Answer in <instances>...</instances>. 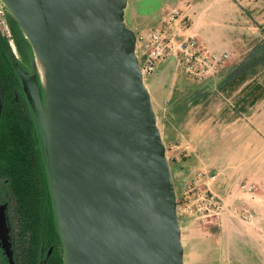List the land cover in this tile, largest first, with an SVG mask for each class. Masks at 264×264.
I'll return each instance as SVG.
<instances>
[{
    "label": "water",
    "instance_id": "obj_1",
    "mask_svg": "<svg viewBox=\"0 0 264 264\" xmlns=\"http://www.w3.org/2000/svg\"><path fill=\"white\" fill-rule=\"evenodd\" d=\"M4 2L45 63L44 86L20 74L42 132L65 263L185 264L128 0Z\"/></svg>",
    "mask_w": 264,
    "mask_h": 264
},
{
    "label": "rangeland",
    "instance_id": "obj_2",
    "mask_svg": "<svg viewBox=\"0 0 264 264\" xmlns=\"http://www.w3.org/2000/svg\"><path fill=\"white\" fill-rule=\"evenodd\" d=\"M230 4L226 18L213 20L211 32L201 39L204 44L196 37L203 46L220 45L222 51L212 50L229 54L220 71L197 81L178 68L171 56L152 74L153 82L147 80L152 75L145 79L146 86L156 83L153 108L175 183L185 264H264V62L254 72L226 79L231 67L256 50L261 53L264 0H231ZM177 5L168 0H128L126 22L138 37ZM11 19L15 20L0 0V32L11 47L19 74L22 71L41 79L36 55L16 20L19 31L14 30ZM185 25L189 27V20ZM137 55L142 61V49ZM20 79L25 92L21 74ZM169 96L173 107H181L178 118L164 116ZM43 160L44 221L49 228L39 264L49 262L45 258L50 246L54 253L49 260L66 264L46 158ZM200 195L215 200L205 208L207 201ZM0 241L8 264H13L2 206Z\"/></svg>",
    "mask_w": 264,
    "mask_h": 264
},
{
    "label": "trees",
    "instance_id": "obj_3",
    "mask_svg": "<svg viewBox=\"0 0 264 264\" xmlns=\"http://www.w3.org/2000/svg\"><path fill=\"white\" fill-rule=\"evenodd\" d=\"M11 21L19 31L16 21ZM263 62L264 46L261 53L256 50L231 67L226 79L254 72ZM21 84L11 47L0 32V194L4 190L13 207V264H39L49 228L44 221L45 155L39 122Z\"/></svg>",
    "mask_w": 264,
    "mask_h": 264
},
{
    "label": "built area",
    "instance_id": "obj_4",
    "mask_svg": "<svg viewBox=\"0 0 264 264\" xmlns=\"http://www.w3.org/2000/svg\"><path fill=\"white\" fill-rule=\"evenodd\" d=\"M186 17L187 12L181 7H174L148 33L137 37L138 54L139 49H142L143 54L140 66L144 80L156 72L162 61L171 56L175 58L178 68H182L197 81L206 80L225 66L229 58L227 52H216L203 46L196 36H184ZM199 198L207 201L205 208L215 200L203 195Z\"/></svg>",
    "mask_w": 264,
    "mask_h": 264
},
{
    "label": "crops",
    "instance_id": "obj_5",
    "mask_svg": "<svg viewBox=\"0 0 264 264\" xmlns=\"http://www.w3.org/2000/svg\"><path fill=\"white\" fill-rule=\"evenodd\" d=\"M168 1L170 2V5L178 4L177 6L181 7V9L184 10V12H187L188 14V17H186L184 21L187 22L189 20L190 25L189 27L185 25V27L183 28L184 36H187V35L196 36V37L199 36L198 38L202 44L204 43L202 42L201 39L205 38L207 35H209V32H211L210 27L213 23V20L219 17L226 18L227 17L226 7L227 6L232 7L230 4L231 0H168ZM206 46H209V45H206ZM210 47H212V49H216L217 51H222V46L220 45L215 44L214 46H210ZM162 66L165 67V65H162ZM154 77L155 76L152 75L148 77L147 80L151 79V82H153ZM151 82L149 85H147V88L150 92L151 100L153 104L154 103L153 90H155L156 88V83L154 84ZM170 97L171 96L167 97V101L164 104L165 111H166L164 113V116H170V119H171L176 115L178 118L181 107H173L174 101L172 100L169 103ZM186 118L187 117H184L183 121H186Z\"/></svg>",
    "mask_w": 264,
    "mask_h": 264
},
{
    "label": "flooded vegetation",
    "instance_id": "obj_6",
    "mask_svg": "<svg viewBox=\"0 0 264 264\" xmlns=\"http://www.w3.org/2000/svg\"><path fill=\"white\" fill-rule=\"evenodd\" d=\"M2 189H4V188H2ZM0 206L4 207V210H5V220H6L7 228H8V239H10L12 246H13V243H14L13 234H12L13 231L11 230V228L13 227L12 224L14 225V223H15V221L12 217L13 216V214H12L13 207L10 206V200H9L8 194L5 193L4 190H3V193L0 194ZM53 250H54V246H52V247L50 246V248L46 254V257H48L50 259L54 253ZM5 254H7V251L1 245V241H0V264H8ZM49 259H48V261H49ZM46 263L48 264V262H46Z\"/></svg>",
    "mask_w": 264,
    "mask_h": 264
},
{
    "label": "bare ground",
    "instance_id": "obj_7",
    "mask_svg": "<svg viewBox=\"0 0 264 264\" xmlns=\"http://www.w3.org/2000/svg\"><path fill=\"white\" fill-rule=\"evenodd\" d=\"M36 58H37L36 61H37V67H38V70L40 73V78H41V81L43 82V85H44V82H46L45 63H44L43 59L41 57H39L38 55H36Z\"/></svg>",
    "mask_w": 264,
    "mask_h": 264
}]
</instances>
